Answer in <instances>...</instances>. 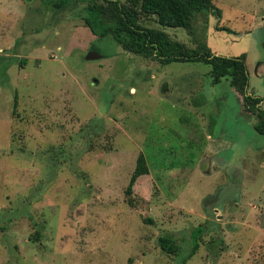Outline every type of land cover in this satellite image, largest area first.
Returning a JSON list of instances; mask_svg holds the SVG:
<instances>
[{
    "label": "rangeland",
    "instance_id": "374dc122",
    "mask_svg": "<svg viewBox=\"0 0 264 264\" xmlns=\"http://www.w3.org/2000/svg\"><path fill=\"white\" fill-rule=\"evenodd\" d=\"M55 1L0 0V264H264V136L242 97L209 65L96 38L88 0ZM212 1L220 17L196 14L192 32L139 22L245 55L264 110V0Z\"/></svg>",
    "mask_w": 264,
    "mask_h": 264
},
{
    "label": "trees",
    "instance_id": "16d2710c",
    "mask_svg": "<svg viewBox=\"0 0 264 264\" xmlns=\"http://www.w3.org/2000/svg\"><path fill=\"white\" fill-rule=\"evenodd\" d=\"M84 8L83 22L89 31L98 39L109 37L123 51L143 57L156 59L161 65L173 62L203 63L211 67L210 76L213 84L227 79L231 87L242 99L245 110L256 115L254 130L264 136V110L261 107L262 99L248 93L249 74L246 66V56L224 57L215 55L207 47L206 40H197L196 48H188L185 44L173 41L160 30L146 28L140 24L141 16L151 18L157 25L164 28H182L192 32L193 18L198 13H213L220 17V10L212 0H88ZM70 0H59L52 3L54 10L66 8ZM218 31L231 32L226 27L217 28ZM196 39V38H195ZM93 47L90 49L92 50ZM105 58V57H103ZM24 62H22V65ZM100 123L96 122L95 127ZM101 127L99 126L98 129ZM147 167L143 161L135 163L134 177L142 178L147 175ZM143 176V177H142ZM131 185L126 195L129 206H134L130 198ZM203 229L198 227L192 231V249L188 259L199 247L198 238ZM158 246L167 255L179 253V246L170 235L158 238Z\"/></svg>",
    "mask_w": 264,
    "mask_h": 264
},
{
    "label": "water",
    "instance_id": "95a60500",
    "mask_svg": "<svg viewBox=\"0 0 264 264\" xmlns=\"http://www.w3.org/2000/svg\"><path fill=\"white\" fill-rule=\"evenodd\" d=\"M103 56L96 53V52H88V54L85 57L86 61H99L102 60Z\"/></svg>",
    "mask_w": 264,
    "mask_h": 264
}]
</instances>
